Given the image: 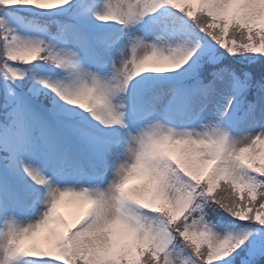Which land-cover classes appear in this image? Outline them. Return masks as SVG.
<instances>
[{
	"label": "snow or ice",
	"instance_id": "1",
	"mask_svg": "<svg viewBox=\"0 0 264 264\" xmlns=\"http://www.w3.org/2000/svg\"><path fill=\"white\" fill-rule=\"evenodd\" d=\"M53 260L264 264V0H0V264Z\"/></svg>",
	"mask_w": 264,
	"mask_h": 264
},
{
	"label": "rangeland",
	"instance_id": "2",
	"mask_svg": "<svg viewBox=\"0 0 264 264\" xmlns=\"http://www.w3.org/2000/svg\"><path fill=\"white\" fill-rule=\"evenodd\" d=\"M181 6H183V5H181ZM198 10H199V7L197 6L196 11H198ZM258 151H259V149H257V152ZM136 183H139V180L133 179L132 181H130V185L136 184ZM58 211L68 220L69 223H71L72 220L77 215V206L72 204V203H62L59 206ZM42 237H43V233H41L40 237H39V239H41V241H42ZM41 248H42V250H47L46 246L43 245L42 243H41Z\"/></svg>",
	"mask_w": 264,
	"mask_h": 264
},
{
	"label": "trees",
	"instance_id": "3",
	"mask_svg": "<svg viewBox=\"0 0 264 264\" xmlns=\"http://www.w3.org/2000/svg\"><path fill=\"white\" fill-rule=\"evenodd\" d=\"M230 31H231V28H230ZM255 71H259V69L257 68V69H254ZM217 191H219V188H217Z\"/></svg>",
	"mask_w": 264,
	"mask_h": 264
}]
</instances>
